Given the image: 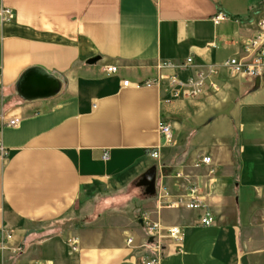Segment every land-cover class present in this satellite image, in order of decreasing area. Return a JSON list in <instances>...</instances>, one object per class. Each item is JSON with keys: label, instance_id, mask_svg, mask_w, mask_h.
<instances>
[{"label": "crops", "instance_id": "0c3cea01", "mask_svg": "<svg viewBox=\"0 0 264 264\" xmlns=\"http://www.w3.org/2000/svg\"><path fill=\"white\" fill-rule=\"evenodd\" d=\"M263 16L264 0H0V114L19 119L0 124V264H149L148 223L184 232L158 264H264V75L222 70L194 99L143 85L159 62L191 57L186 80L242 57Z\"/></svg>", "mask_w": 264, "mask_h": 264}, {"label": "built area", "instance_id": "2783aa9c", "mask_svg": "<svg viewBox=\"0 0 264 264\" xmlns=\"http://www.w3.org/2000/svg\"><path fill=\"white\" fill-rule=\"evenodd\" d=\"M3 21H10L13 18V12L9 8H5L2 13ZM226 16L221 12L217 16L213 17L215 24H219L222 18ZM193 62L190 57L187 60V66ZM186 64H177L171 61H163L156 64L157 71L156 77L146 80L144 86L160 85L166 81L172 95L176 98L194 99L201 95L206 94L208 91H217L219 89V83L217 77L222 70H226L232 74L241 76L242 78L254 82L255 79L261 78L264 75V16L261 17L258 28L252 38L244 45L242 49V57L234 56L230 57L221 64H208L199 66L193 72V74L186 80H183L179 73L184 71ZM166 70H170L171 73H167ZM117 66H109L107 72L109 74L117 73ZM129 80H124L123 85L128 86ZM0 124L17 126L19 124L18 118L7 120L5 115L0 114ZM161 137L164 140V145L172 142V128L169 124L161 122L159 127ZM0 154L5 157L6 151L0 138ZM151 156L154 159H159V148L151 152ZM104 161H108L110 158L109 152L105 151L102 155ZM203 163H210V158L205 157L202 159ZM179 175V173H178ZM194 191H192V195ZM201 206L200 202H190L188 207L191 209H197ZM214 222L213 216L209 212L200 219V223L204 226H210ZM147 231L149 238L152 241H148L146 246L151 250L154 257L151 258L149 264H158L165 257V244L166 238L170 239L176 246L179 252L183 251L184 246V232L178 226L169 227L167 230L157 223H148ZM128 243H132V238H128ZM6 249L4 239L0 238V252Z\"/></svg>", "mask_w": 264, "mask_h": 264}, {"label": "water", "instance_id": "95a60500", "mask_svg": "<svg viewBox=\"0 0 264 264\" xmlns=\"http://www.w3.org/2000/svg\"><path fill=\"white\" fill-rule=\"evenodd\" d=\"M40 70L38 69H34V70H30L29 72H27L21 79L20 81V85L22 84H26L29 80H33V77L35 76V73L39 72ZM261 81V78H257L255 80V85L256 87L259 86ZM23 87V86H22ZM48 87V86H45ZM48 92H45L46 95L51 93L49 91V87L46 88ZM43 94V92H42ZM232 107V106H231ZM231 108H229L228 110H226L225 112H222L223 114H229ZM156 180H157V166L153 165L151 168H149L142 176V178L139 180V182L137 183L138 187L144 188V194L146 196H155L156 192H157V187H156ZM150 241H152V238H150ZM242 264H249L247 257L244 256L242 258Z\"/></svg>", "mask_w": 264, "mask_h": 264}, {"label": "rangeland", "instance_id": "374dc122", "mask_svg": "<svg viewBox=\"0 0 264 264\" xmlns=\"http://www.w3.org/2000/svg\"><path fill=\"white\" fill-rule=\"evenodd\" d=\"M19 252H20L19 249L15 251L16 254H18Z\"/></svg>", "mask_w": 264, "mask_h": 264}]
</instances>
